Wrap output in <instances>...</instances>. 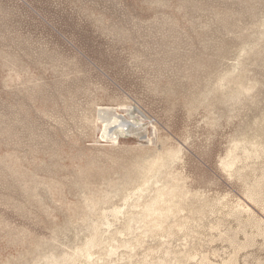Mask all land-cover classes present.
Listing matches in <instances>:
<instances>
[{
  "label": "rangeland",
  "instance_id": "374dc122",
  "mask_svg": "<svg viewBox=\"0 0 264 264\" xmlns=\"http://www.w3.org/2000/svg\"><path fill=\"white\" fill-rule=\"evenodd\" d=\"M0 264H264V0H0Z\"/></svg>",
  "mask_w": 264,
  "mask_h": 264
},
{
  "label": "bare ground",
  "instance_id": "6f19581e",
  "mask_svg": "<svg viewBox=\"0 0 264 264\" xmlns=\"http://www.w3.org/2000/svg\"><path fill=\"white\" fill-rule=\"evenodd\" d=\"M129 123V122H128ZM131 124V123H130ZM122 126V125H121ZM108 127V126H107ZM125 130V129H124Z\"/></svg>",
  "mask_w": 264,
  "mask_h": 264
}]
</instances>
